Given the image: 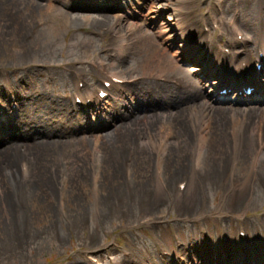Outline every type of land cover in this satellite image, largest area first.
<instances>
[{"label":"rangeland","instance_id":"obj_1","mask_svg":"<svg viewBox=\"0 0 264 264\" xmlns=\"http://www.w3.org/2000/svg\"><path fill=\"white\" fill-rule=\"evenodd\" d=\"M34 1L22 0L17 12L11 11V5H0V107H7L11 93L27 96L19 101L20 110L11 118L9 130H4L12 132L13 126L22 130L20 136L29 132L27 143L40 133L51 139L61 137L62 144L16 151V169L22 171L25 164L28 173L24 188L11 186L6 192L2 185L0 188V264H205L201 256L219 248L229 260L239 255L251 262L264 252V179L235 188L238 190L224 200L221 187L201 180L195 185L196 196L177 201L174 190L180 180L172 184L171 193L163 188L161 195L155 192L154 168L146 180L139 178L138 161H133L135 146L123 141L118 145L122 189L108 199L112 170L108 161L105 164L103 133L92 146L97 131L90 129V109L75 100L76 90L83 88L81 103L88 106L85 98L96 97L108 73L130 78L151 68L152 72L173 71L175 62L173 66L164 61L149 65L160 52L156 46L164 52L173 46L171 50L176 52L184 44L176 34H200L201 21L208 19L209 11L216 12L218 0H108L112 7L99 13L115 25L94 28L72 18L91 15L88 8L100 0H43L50 6L27 15L24 10ZM73 4L75 9L69 10ZM220 7L217 25L226 27L238 17L236 33L247 41L241 49L251 46L250 58H255L264 48V0H226ZM186 10L192 11L195 21ZM12 16L20 21L13 33L6 25ZM215 31L216 40L227 41V36L220 38ZM121 35L133 38L126 43ZM206 48L207 55L218 61L219 54ZM164 58L171 59L170 55ZM242 58L247 59L246 55ZM100 63L109 69L103 71ZM180 68L182 83L191 87ZM224 68L229 71V66ZM155 83L156 79L144 80L149 88L155 89ZM202 89L209 93L207 85ZM225 96L228 100L234 97ZM66 133L75 135L62 138ZM79 141H86L84 151H76L84 148ZM247 142L250 146L245 144V151L250 152L251 139ZM94 147L97 150L90 157L88 151ZM214 148L213 142L209 153ZM216 156H211L213 167ZM164 160L165 169L175 164L172 156ZM258 173H264L263 164ZM241 229L246 232L244 239L239 235ZM159 243L168 256L162 255Z\"/></svg>","mask_w":264,"mask_h":264},{"label":"bare ground","instance_id":"obj_2","mask_svg":"<svg viewBox=\"0 0 264 264\" xmlns=\"http://www.w3.org/2000/svg\"><path fill=\"white\" fill-rule=\"evenodd\" d=\"M21 1L1 0L0 5H11L14 9H11V11L17 12L19 11L17 10L19 5L22 6ZM42 1L35 0L28 6V9L24 10L21 7V11L24 10L27 15H32L34 12H39L50 6L49 1L47 4H43ZM221 1L225 2L226 0ZM75 7L76 4H73L69 10L75 9ZM111 7L112 5L108 0H100L98 4L88 8L92 12L91 15L75 16L72 19L79 18L83 22H87L89 28L101 27L102 24L112 26L115 24L109 23L108 17H103L99 13L101 10ZM186 13L191 16L190 20L192 22L195 21L192 18L193 13L191 10H186ZM237 21L239 20L237 19ZM19 22L18 17L12 16L6 24L7 28L13 33V29L17 28ZM229 31H232V29H229ZM213 35V33L208 34L207 41L202 34H196L193 31L180 32L176 34L177 40L182 41L184 44L182 47H176V52L171 50L173 46L165 52L163 48L160 49L156 46L155 50L160 52L150 59L149 65L154 67V64L159 65L164 61L167 66H173L175 62L174 72H165L163 69L152 72L153 69L151 68L144 75H136L130 78L118 77L114 72L105 75L104 82H111L113 78H119L124 83L121 87L118 85L113 87L112 85L114 92L113 96H109V98L112 99V107L117 111L115 116L110 119L108 126L100 128L92 141V146L94 143L96 146V142H99V138H102L101 134L103 133L102 144H105L107 149L105 164L108 161L112 170L109 177L111 186L108 189V199L118 195L122 189V183H120L122 166L121 168L119 166L121 153L118 145L123 141L135 146L136 155L134 154L133 161L135 163L138 161L139 178L146 180L150 176L151 168H154L157 182L155 192L160 195L159 190L161 191L162 188L171 193L172 184L180 180L177 186L184 185V187L182 191L175 187L174 194L177 197L184 196L187 201V197L193 194L197 195L195 185L198 181L209 180L214 181L213 185L221 187L224 200L227 195L233 194L236 190L251 184L254 180L264 179V173L259 175L255 170L252 171L257 165L264 164V107L249 110L241 108L248 102L259 103V100L262 102L261 97L263 98L264 90L260 95V99H258V96L252 98L244 96V98L227 100L224 95L218 94L217 96L222 88L233 87V79L238 74L233 70V62L237 59V55L228 57L222 53L218 57V61H213L206 51V43L214 39L212 38ZM130 38H133L132 35H121L123 42L127 43L126 39ZM132 42H134L133 39ZM229 42L230 44L237 43L233 38ZM238 43H247V41L244 40ZM248 47L251 49V46ZM248 51L247 48H244L242 53H246V57L249 58L250 52ZM167 55H170V60L164 58ZM226 60L228 61L226 62ZM223 65L225 67L229 66V71L225 70ZM99 66L103 71L109 69L105 68L102 63ZM180 67H186V76L191 79L200 75L204 87L210 77L217 73L218 78L213 79L214 84H216L213 89L214 94H211L210 88L209 93H203L204 90L201 88L190 87L182 83L178 75L179 71H177ZM239 67H242V65ZM159 72L162 75L158 74ZM153 78L156 79L155 89L144 85V80H155ZM219 78L222 80L219 81ZM129 79H133L131 84H129L131 81L128 82ZM168 83H171L174 87L172 88ZM245 84L253 86L255 91L258 90V85L252 80L246 81ZM83 90V88L76 90L77 98H81ZM99 92L100 90L97 91V94ZM18 96L16 94V97H14V103H19L27 97ZM92 106L104 108L97 96ZM74 112L79 113L78 110H74ZM63 117L65 121H68L67 115ZM8 120V118L4 119V125ZM60 121H55V124H59ZM109 127H112V129L106 133L105 129ZM21 132V129L12 130L10 135H6L4 139L0 140V173H2L0 174V188H2V185L5 192L11 186L18 189L24 188L22 185L23 178L26 179L28 172H24V169L22 171L16 169V159L14 158L16 151H20L22 147L26 150L27 148H36L49 143L55 145L61 143L60 140H62L58 136L51 139V137L38 133L27 143L26 139L30 136V133L25 132V136H20ZM222 133L225 135L222 136ZM74 135L75 133L72 136ZM72 136L70 133H66V136H62V138L70 139ZM39 137L42 138L41 143L38 140ZM248 138L251 139L254 148L250 152L245 151V144L247 147L250 146L247 142ZM84 142L86 141L78 142V145L82 144L84 148L76 151L87 148V144ZM213 142L215 144L214 152L209 153V146ZM96 150V147L89 150V156L94 157L95 154L92 153H95ZM213 155H217L213 157L216 159L214 167L212 166L214 161L211 159ZM171 156L174 157L175 162L172 163L175 164L174 166L171 164L170 170L169 167L165 169V160L163 161V159L168 160ZM89 166L92 167L90 161ZM23 167L25 168V164ZM249 167L250 173H248ZM226 173H228L227 176ZM224 176L227 179H224Z\"/></svg>","mask_w":264,"mask_h":264}]
</instances>
